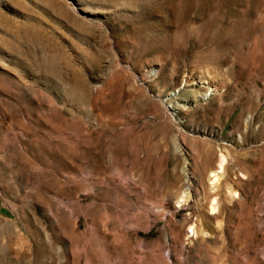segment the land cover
Segmentation results:
<instances>
[{
    "label": "rangeland",
    "instance_id": "1",
    "mask_svg": "<svg viewBox=\"0 0 264 264\" xmlns=\"http://www.w3.org/2000/svg\"><path fill=\"white\" fill-rule=\"evenodd\" d=\"M0 264H264V0H0Z\"/></svg>",
    "mask_w": 264,
    "mask_h": 264
},
{
    "label": "bare ground",
    "instance_id": "2",
    "mask_svg": "<svg viewBox=\"0 0 264 264\" xmlns=\"http://www.w3.org/2000/svg\"><path fill=\"white\" fill-rule=\"evenodd\" d=\"M228 153V151H226ZM229 155V154H228ZM227 155L224 152H221L216 160V165L211 169L210 173H209V181L210 184L212 185L213 188H215L218 184L220 185V181L222 179L221 175H223L222 173L225 172L226 167V163H227ZM228 165V164H227ZM227 190H228V195L231 198H234L237 196V191L235 190L232 185L227 186ZM216 191V190H215ZM186 189L184 191H182L181 194H179L178 196V200L177 203L178 205H182L185 201H186V196H187ZM227 195V196H228ZM228 196V197H229ZM189 198V197H188ZM216 195L211 199L210 204H209V211L212 214H216L217 212H219V201ZM184 206V205H182ZM221 209V208H220ZM198 226L196 224H192L190 226V232H192V234H196L198 233ZM197 235V234H196Z\"/></svg>",
    "mask_w": 264,
    "mask_h": 264
}]
</instances>
